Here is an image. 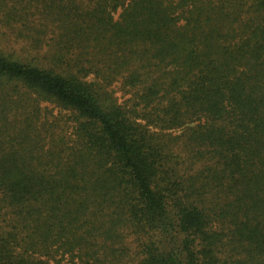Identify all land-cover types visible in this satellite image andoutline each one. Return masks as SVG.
Wrapping results in <instances>:
<instances>
[{
    "label": "trees",
    "instance_id": "trees-1",
    "mask_svg": "<svg viewBox=\"0 0 264 264\" xmlns=\"http://www.w3.org/2000/svg\"><path fill=\"white\" fill-rule=\"evenodd\" d=\"M0 38V264H264V0H0Z\"/></svg>",
    "mask_w": 264,
    "mask_h": 264
},
{
    "label": "rangeland",
    "instance_id": "rangeland-1",
    "mask_svg": "<svg viewBox=\"0 0 264 264\" xmlns=\"http://www.w3.org/2000/svg\"><path fill=\"white\" fill-rule=\"evenodd\" d=\"M119 14V11L117 12V15ZM0 47L1 49H3L4 52L6 53H11V52H15L16 55L21 54V52L17 51L16 49L19 48V45L16 44V42L12 39H3L0 38Z\"/></svg>",
    "mask_w": 264,
    "mask_h": 264
}]
</instances>
